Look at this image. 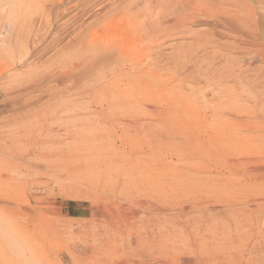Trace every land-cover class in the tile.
I'll list each match as a JSON object with an SVG mask.
<instances>
[{
	"label": "rangeland",
	"instance_id": "374dc122",
	"mask_svg": "<svg viewBox=\"0 0 264 264\" xmlns=\"http://www.w3.org/2000/svg\"><path fill=\"white\" fill-rule=\"evenodd\" d=\"M109 1L100 11L91 8L89 18L67 25L63 29L66 36L58 38L46 51L33 53L29 40L32 54H24L27 45L23 52L22 42L12 40L15 35L22 40L29 26L31 32L39 28L38 35L42 36L40 26L44 27L46 21L56 19V30L68 16L58 18L57 11L63 7H51L52 1L44 0L43 6L34 10L28 0H0V43L4 48L3 51L0 45V264H264V102L248 97L252 92L264 95V86L246 89L256 71L264 69V61L259 58L246 62L245 47L232 36L220 38L215 27L217 18L245 17L248 22L244 29L261 37L264 44V0H241L248 1L253 14L250 19L242 12L243 19L234 13L236 9L230 8L229 2L225 7L221 0H212L213 4L209 0H191L213 15L209 23H183L162 40L142 42L151 50V58H143L142 63L165 74L162 82L168 88L183 86L188 93L195 88L190 103L207 105L212 93L222 97L227 92L236 97L232 102L242 111L232 117L227 129L223 120L221 125L227 133L219 137L220 146L206 150L184 148V139L178 135H112L98 131L108 124L120 129L121 120L142 122V114L134 113L128 119L120 113L114 119L109 114L101 116L97 105L103 102L92 100L98 94L88 99L84 92L88 89L92 94L106 83H84L77 76L79 71L71 73L72 81H68L64 76L70 74L67 65H75L78 59L70 57L61 68L57 62L60 66L59 54L73 52L83 39L82 31L131 0ZM183 3L152 1L144 14H158L160 20L173 19L176 13L183 14L181 8L187 7ZM39 9L49 15L44 19L39 14L34 16ZM187 10L184 12H192ZM11 11L16 14V22ZM29 17L35 24H28ZM199 39H211L216 50L199 46ZM4 42L11 43V47L20 45L16 49L22 48L19 55L26 57H17L20 50L12 53L13 48L7 43L9 48L5 47ZM15 57L19 61L11 60ZM175 69L182 82L171 81ZM196 83L198 86L193 85ZM201 86L203 91L211 92L204 99L206 103L200 98ZM234 119L239 123H233Z\"/></svg>",
	"mask_w": 264,
	"mask_h": 264
},
{
	"label": "bare ground",
	"instance_id": "6f19581e",
	"mask_svg": "<svg viewBox=\"0 0 264 264\" xmlns=\"http://www.w3.org/2000/svg\"><path fill=\"white\" fill-rule=\"evenodd\" d=\"M48 1L49 2L52 1V2H50V3H52L51 7H53V6H55V7L62 6L63 7L61 11L56 10L57 11L56 15H58V18H61V19L64 18L65 19V17L68 16L64 20V22H62V21L60 22L62 25H60L59 28L57 27L56 30H54V28L56 26L54 27L55 24L53 22L56 19H54V21L52 20L53 22H51V23L49 21H48L49 23H47V21L45 20L47 25L45 23L44 27L40 26L41 31H42L40 33H43L42 36L38 35V32L40 31L39 28H37L38 32L37 31L31 32V31H29V26H28L27 29L25 28L26 31L24 33L22 31V28L19 27V28H21V31L24 33V36H23L24 39L22 38V40H21L20 39L21 37L19 38L18 36L16 38V35L12 39V40H16V41H17V39H19V43H21V42L23 43V44L21 43L22 47L24 45H27L29 43V40H30L32 45H33L32 52L37 53V54L41 53L42 51H46L49 47L52 46L51 44L53 42H54L53 44H55V41L58 40V38H60L61 36H66V35H64L66 32L64 33L63 29L68 27L67 25H69L70 23L76 24L77 22H79V20L81 18H89L90 16H92V12H91L92 10L95 12L100 11V10H102V8L107 6V4H109V2H110L109 0H45V3H48ZM152 1L157 3L161 0H131L128 3V5L125 6L124 8L121 7L117 11L114 9V12H108V14L106 13L107 15H105V16L103 15L104 17L100 18L101 21H99V23H97L96 25L92 24L93 26L92 25L89 26L90 28L85 30V32L82 31L83 35L81 38H83V39H81L79 42L76 41L78 43L73 47V52H71L72 50L70 49L71 51H68V50L66 51L68 54H64V52L59 54L60 66H59V62H57L58 67L59 68L63 67L67 62L66 60L69 59L70 57H73V59L77 58L78 59L77 63L73 61L74 64L76 63L75 65H72L73 67L70 64L69 65L71 66V68L69 67V65H67L68 67L66 66L67 69H70V71H68L67 69L64 70V71H68V73H70V74L64 75L68 81H69V79H71V76L73 73H76L77 71H79L80 75H77V76L81 77L83 79L84 83L85 82L87 83L91 80L92 81L94 80V83L96 81V84L99 82L106 83L104 85V88H102V89L100 88L101 90H96L92 94H91L92 90L90 92V90L87 91L88 90L87 89L86 92H84L85 97L88 99L89 98L91 99L90 95L98 94V97H94L92 100L96 101V102L99 101V103H100V101L103 102L104 106L102 104L100 106L95 104V105H97V107H99V110H100L99 114H101V116H103V115L107 116L109 114L110 117L114 119L115 117L117 118L118 113L122 114L124 118H127L129 115H133L134 113H141L145 122L147 120V123H145L143 121V119H142V122L139 121L140 119L139 120H132V121L121 120V121H119L120 129H116L112 125L108 124V126L105 125L103 128H100L98 130L100 133L112 134V135H123V134H129V133H135V134L136 133H148V134L161 133V134L165 135L166 137L178 135V136L183 137V139H184V141H183V142H185V143H183V144H185L184 148H187V149L190 148V150H192V148L193 149L206 150V149H210L212 147L214 149H217V147L220 146L218 141H219V139H222L219 137L221 135H225L227 133L226 132L227 130H225L224 127L222 126L223 125L222 123H224L223 120L224 119L226 120L227 124H225V128L227 129L228 123L232 122V117H235V115H237L239 110L242 111V108L240 109V107H237V105L235 104V101L232 102V100H235L236 97H232L233 95L230 96L229 93H227V92H223L222 97L213 96L214 93H212L213 95L211 97H213V98L211 101H209L207 103V105H203L204 104L203 103L202 104L203 106H200L197 102L190 103L192 101L190 99L191 93H194L195 88L192 89L191 88L192 86L190 87L191 89L189 91L191 93H188L187 89L184 88L183 86H180V85H179L180 87L168 88L167 84L162 82V79L164 78L165 74L160 73L161 71H159V72L156 71L155 69L157 67H155V66H153L155 68V69H153V67L150 66L149 63L143 64V63H145L144 61L142 63L143 58H144L143 60H146L145 58H149L151 56V53H150L151 50L149 51L150 46L149 47L147 46L149 44H147L146 46H142V42L144 40H148V41H152V42L157 41V40L163 38L164 35H168V34L170 35L172 32H175V30H177V28L181 24L184 25L183 23H185V24L186 23L198 24V23H202V22L209 23L208 20L213 19V15L207 11L201 10L198 3H196L197 5H195L194 4L195 2H193V4H192L191 0H190L191 3L188 0H182L184 2L183 4L187 5V7L181 8V11L183 14L180 15V13H176L173 19L164 18V19L160 20L157 18V17H159L158 14H154V13H153L154 15L151 16V14H149V17H147L146 14H144V12H145L146 6ZM211 1L212 0H209L210 4H213V3H211ZM221 1L223 3L222 5H224L225 7H228V5H229L230 8H235L236 10H234L235 11L234 13H236V14L239 13V15H241L240 13L242 12V14H244V16L246 15L247 19H250L253 17L250 6L247 3L248 1L247 2H244L241 0H221ZM28 2L30 4H32L33 7H35L34 10L36 8H37L36 10H38V8H41L43 6L42 4H43L44 0H28ZM203 2H204V0H203ZM228 2H229V4H228ZM9 3L13 4L14 2H9ZM202 4H203L202 6H204V3H202ZM154 5L156 6L158 4L154 3ZM162 5H164V4L162 3ZM182 5H180V6H182ZM191 5L194 6L192 9L190 7ZM2 6L3 5H1V7ZM212 6H214V5H212ZM215 6H217V5H215ZM161 7H159V8H161ZM30 8H32V7H30ZM45 8H47V7L45 6ZM48 8H50V7H48ZM89 8H90V10H89ZM91 8H92V10H91ZM188 8H189V10H187V11L192 10V12H188V13L186 12L185 13L184 11ZM11 9H13V8H11ZM211 9H212V7H211ZM39 10H40V13H36L34 16L39 14V16H41V18L44 19L45 15H49L47 11H43L42 9H39ZM205 10H209V8L205 9ZM56 11L54 13H56ZM111 11H112V9H111ZM159 11H160V9H159ZM162 11H163V9H162ZM223 11H224V8H223ZM45 12H46V14H45ZM8 13L9 14L12 13L11 14V16H12L13 13H15V12L11 11V13L10 12H8ZM23 13H24V11H23ZM30 14L32 15V12ZM14 15L16 16V14H14ZM14 15L12 18L15 20ZM162 15H163V13H162ZM216 15H218V14H216ZM6 16H7V18H10V17H8V14ZM22 17H23V14H22ZM165 17H168V16H165ZM229 17L225 16L222 19L221 18L216 19L217 25L215 27L219 30V31H217L216 34L218 36H220V38L232 36L239 43V45L244 46L245 47L244 55L246 57V59H245L246 62H248V63H250V61L255 62V60H258L259 58L264 61V44L262 43L261 37L257 36L256 34L254 35V34L248 32L244 29V24H246V22H248V20H245L246 21L245 22L244 21L245 17L243 19L242 15H241V17L243 20H240L238 18L232 19ZM12 18H10V19H12ZM29 18H30V20L28 19L29 21L26 20L28 22V24L31 21L33 22V20H34L32 17H29ZM37 18H36V20H37ZM6 20H8V19H5V21ZM14 20H12V21H14ZM15 22H16V20H15ZM27 22H26V24H27ZM214 22H216V21H214ZM7 23H9V21ZM15 29H17V27ZM261 34H262V36L264 35V25L261 27ZM55 35H56V37L53 38L52 36H55ZM26 37H27V40L25 41ZM263 38L264 37H262V39ZM49 39H51V40H49ZM79 39H80V37H79ZM204 40H206V39H204ZM204 40H202V39L197 40L199 46H201L203 48H204V46L205 47L211 46L210 49L212 51L216 50L215 43H213L211 39H210L211 42L207 41L208 39L206 41H204ZM4 43L6 44L7 42H4ZM17 43L18 42H15V44H17ZM7 44L5 45V47H8V45H9V47L11 49L13 48L11 51L9 50L12 53H13V50L16 49V47H18V48L20 47V45L16 46L15 44L14 45L16 47H11L10 46L11 43L8 45ZM0 45H1V43H0ZM28 45L24 46V47H27V49L25 51L26 53L24 52V47H23L22 51L24 52V54H28L27 53L28 51L32 54V52L28 48ZM30 46L31 45H29V47ZM2 47L3 46L1 45V48ZM18 48L16 49V51L20 50V53L17 52L16 54L15 53L14 54L18 55L17 57H20L22 55L24 56V54L19 55L22 53L21 52L22 48L21 49H18ZM153 48H154V45H153ZM228 48H230V47L228 46ZM2 49L4 51V48H2ZM7 51H8V49H7ZM193 51H194V49H193ZM193 51H192V53H193ZM10 52H9V54H11ZM195 53H194V56H195ZM4 54H5V52H4ZM82 54H84V56ZM0 55H2V53ZM11 56L9 55V57H11ZM17 57H15L16 59H13L14 58L13 57L11 60H18ZM24 57H26V56H24ZM56 57L58 58V56H56ZM187 57H189V56H187ZM19 59H21V58H19ZM23 59L25 61L26 58H23ZM186 59H188V58L184 57L183 60H186ZM1 60H2V58H0V61ZM8 60H9V58H8ZM29 60H30V58H29ZM18 61H17V64L19 63ZM146 61H148V60H146ZM189 61L192 62L191 59ZM51 62H50V66H51ZM14 63H16V62H14ZM14 63H12V65ZM24 63H26V62H24ZM69 63H71V60H69ZM2 64H4V63H2ZM26 64H24V65H26ZM21 65L23 66V64H21ZM54 65H56V67H57L56 63H54ZM7 66L11 67L10 65H7ZM52 66H53V62H52ZM149 66L152 69H149L150 68ZM42 68H44V67H42ZM50 69H51V67H50ZM173 69H174V66H173ZM179 70H181V69H179ZM231 70H233V69H231ZM250 70H248V71H250ZM178 72L179 71L176 69L173 71V75L171 76L172 82H176V81L181 80V79L179 80ZM256 72H257V74L254 75L255 77H253L252 82L249 81V83L246 84L247 91L248 90L251 91L255 87L264 86V69L263 70L262 69L257 70ZM228 73H231V72H228ZM240 73H241V71H240ZM28 75H30V74L28 73ZM64 76H63V78H65ZM238 76H236V77H238ZM231 77H233V76H231ZM15 78H16V76H15ZM76 79H78V78H76ZM236 80H237V78H236ZM238 80L241 81V79H238ZM70 81H72V79ZM79 81H80V79H79ZM14 82H15V80H14ZM30 82H32V81H30ZM74 82H72V83H74ZM166 82H168V81H166ZM180 82H182V81H180ZM24 83H26V82H24ZM28 83H29V81H28ZM75 83H77V82H75ZM91 83L92 82H90L89 84H91ZM96 84H95V86H96ZM183 84H185V83H183ZM240 84L238 83V85H240ZM242 84H243V82H242ZM68 85H70V88H71V84H68ZM72 85H75V84H72ZM91 85L93 86L94 84L92 83ZM193 85L198 86V83L193 84ZM206 85H208V84H206ZM217 85L219 86V84H217ZM76 86H77V84H76ZM99 86H101V85L99 84ZM82 88H85V87L83 86ZM90 88H92V87H90ZM218 88H220V87H218ZM81 89H80V92H81ZM203 89H204L203 87H202V89H200V90H202V92H201L202 95L200 97V98H202V101H204V99H206L207 95H209V94L211 95L210 91H206V89H205V91H203ZM69 90H71V89H69ZM73 90L74 89L72 88L71 91H73ZM197 90H195V91L198 93L199 91H197ZM231 90H232V87L230 88V91ZM219 92H220V90H219ZM75 93H74L75 97H78V96H76L77 94H75ZM234 93L231 92V94H234ZM198 94H200V92ZM251 94H250L251 96H248V94H247V96L252 97L253 101L256 102L257 100H259V102L260 101L264 102V95H262V96L254 95L253 92ZM194 96H195L194 98H196V95H194ZM194 98H192V99H194ZM225 98L228 101H225ZM189 100H191V101H189ZM238 100H237V102H238ZM244 100L247 101L248 98L246 97ZM193 101H195V99ZM206 101L207 100H205L204 102L206 103ZM199 102H201V101H199ZM243 103H245V102L243 101ZM209 105H211V106H209ZM115 108H118V110H122V111L117 112L118 110L116 111ZM84 109H86V108H84ZM137 116H138V114H137ZM234 122H238V120L234 119L233 123ZM211 123H213V125ZM156 124L159 125L160 127H156ZM88 131H90V130H88ZM179 144L181 145L182 143L179 142ZM178 148L180 149L179 146H178ZM74 193H76V192H74ZM75 197L79 198L80 196L77 195Z\"/></svg>",
	"mask_w": 264,
	"mask_h": 264
}]
</instances>
